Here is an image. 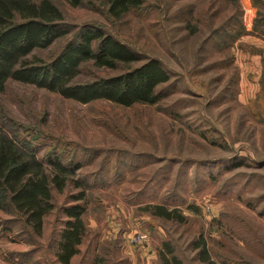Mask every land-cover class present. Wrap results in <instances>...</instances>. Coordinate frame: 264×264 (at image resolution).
<instances>
[{
	"label": "rangeland",
	"instance_id": "rangeland-1",
	"mask_svg": "<svg viewBox=\"0 0 264 264\" xmlns=\"http://www.w3.org/2000/svg\"><path fill=\"white\" fill-rule=\"evenodd\" d=\"M51 1L72 31L30 59L52 60L81 27L92 25L130 46L140 57L133 66L156 58L170 79L159 85V101L130 106L82 103L7 82L0 93L6 128L39 158H58L72 170L62 191L53 188L49 237L18 216L9 223L19 231L14 239L29 249L17 254L20 260L46 264L61 241L62 208L76 204L73 196L83 191L82 246L91 258L77 264H165L164 253L170 264L172 256L204 264L194 247L200 237L221 264H264V39L249 33L264 0L256 7L253 0H145L121 19L101 4ZM239 23L248 33L235 35ZM124 70L90 61L77 79ZM150 204L177 209L186 219L155 216L143 209ZM140 233L144 238L133 243Z\"/></svg>",
	"mask_w": 264,
	"mask_h": 264
},
{
	"label": "trees",
	"instance_id": "trees-1",
	"mask_svg": "<svg viewBox=\"0 0 264 264\" xmlns=\"http://www.w3.org/2000/svg\"><path fill=\"white\" fill-rule=\"evenodd\" d=\"M66 1L74 7L85 3L101 4L109 16L121 19L131 10L140 8L145 0ZM252 5L256 7V0ZM239 25L235 35L248 33L244 32L242 24ZM71 31L72 26L65 21L63 12L51 0H0V93L9 80H15L58 92L65 98L82 103L106 99L130 106L159 101L161 92L158 87L170 79L161 61L150 58L133 66L139 61V55L99 27H81L50 61L36 56L29 58L34 50L49 47ZM227 31L223 28L224 33H229ZM249 33L264 39V10L256 9ZM90 61L97 67L125 70L116 76L79 81L81 65ZM6 125L8 120L0 116V209L15 214L25 227L40 235L45 215L55 209L53 188L62 191L72 170L58 158H39L35 148L29 144L24 146ZM73 198L76 204L62 208L68 219L57 256L64 264H69L78 252L86 233V203L79 202L85 199V193L81 191ZM143 209L166 219L180 222L186 219L179 210L169 209L163 204H150ZM164 245L167 253H173L168 242ZM194 247L199 249L200 260L204 264H221L212 258L203 237L195 242ZM161 256L165 264H170L165 253ZM171 260L175 264H183L176 256Z\"/></svg>",
	"mask_w": 264,
	"mask_h": 264
},
{
	"label": "crops",
	"instance_id": "crops-1",
	"mask_svg": "<svg viewBox=\"0 0 264 264\" xmlns=\"http://www.w3.org/2000/svg\"><path fill=\"white\" fill-rule=\"evenodd\" d=\"M261 165L264 166V162L261 163ZM55 209H56V204H55ZM55 209H53V211ZM47 215L48 214H46L44 217V224H43V231L42 232H43V234L47 233V235L49 237L50 236V226H48ZM15 216H16L15 214L10 215L9 213H6L0 209V257H3L5 259L9 260L13 264H43L42 260L37 262V263L36 262L30 263L28 261H24V259L20 260V256L17 255V254H20L22 252H24V253L29 252V249H28V247H25V243L22 240L14 239L15 233L18 234L19 231L15 232L13 230V227L9 223L11 221L16 222L14 220V219H16ZM67 219H68V217H67ZM84 220H85V218H84ZM85 223H86V221H85ZM89 226H90V229H92V228L96 229V223L94 221H92V223L90 222ZM48 242H50V240L47 241V243ZM83 242H84V240L78 246V252L70 259L69 264H77L78 262L81 261L82 258H84V256H87L86 259L91 258V255H89L88 251H87V249H88L87 245L82 246ZM34 250L35 249L32 248L30 251L32 252ZM57 253H58V247L56 248V251L54 252V254L46 255V257H48L46 260V264H64L58 259Z\"/></svg>",
	"mask_w": 264,
	"mask_h": 264
},
{
	"label": "built area",
	"instance_id": "built-area-1",
	"mask_svg": "<svg viewBox=\"0 0 264 264\" xmlns=\"http://www.w3.org/2000/svg\"><path fill=\"white\" fill-rule=\"evenodd\" d=\"M145 236V233L136 234L135 238L132 239L133 243H138L141 239H143ZM0 264H12L9 260L0 257Z\"/></svg>",
	"mask_w": 264,
	"mask_h": 264
}]
</instances>
